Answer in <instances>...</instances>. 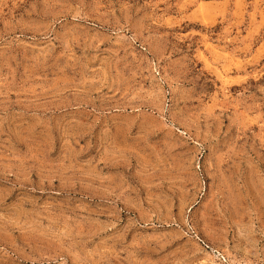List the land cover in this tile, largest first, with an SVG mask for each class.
<instances>
[{
	"label": "rangeland",
	"instance_id": "374dc122",
	"mask_svg": "<svg viewBox=\"0 0 264 264\" xmlns=\"http://www.w3.org/2000/svg\"><path fill=\"white\" fill-rule=\"evenodd\" d=\"M0 264H264V0H0Z\"/></svg>",
	"mask_w": 264,
	"mask_h": 264
}]
</instances>
